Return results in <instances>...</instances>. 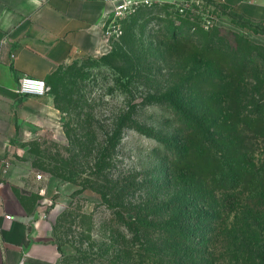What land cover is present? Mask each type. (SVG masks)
Returning <instances> with one entry per match:
<instances>
[{"label":"trees","instance_id":"1","mask_svg":"<svg viewBox=\"0 0 264 264\" xmlns=\"http://www.w3.org/2000/svg\"><path fill=\"white\" fill-rule=\"evenodd\" d=\"M136 22L104 56L128 64L118 67L128 101L109 124L83 109L75 127L64 123L71 160L52 174L66 179L70 165L95 176L82 190L92 188L114 213L96 240L102 264H264V45L184 19L194 33L181 37L172 24L162 42L169 68L143 70L142 61L157 59L134 56ZM230 23L264 34L262 23ZM130 132L153 142L148 161L114 172Z\"/></svg>","mask_w":264,"mask_h":264},{"label":"rangeland","instance_id":"2","mask_svg":"<svg viewBox=\"0 0 264 264\" xmlns=\"http://www.w3.org/2000/svg\"><path fill=\"white\" fill-rule=\"evenodd\" d=\"M225 16L232 21H248L249 24L257 25L256 22L236 15L225 5L211 6L205 0H150L149 3H140L133 10L115 17L112 32L106 35L110 44H113L136 17L134 31L137 45L134 56L149 57L150 61L155 60V56L157 59L156 64L148 66L142 61L140 68L143 70L169 68L162 61V42L164 37L173 35L174 32H171L170 28L172 24L175 33L181 37L194 33V28L181 26L184 19L193 21L196 29L198 23L210 30L218 26L260 43L249 29L221 19ZM222 33L231 36L234 42L232 35L225 31ZM196 38L203 40L199 34H196ZM105 55L78 58L62 66L46 80L48 93L63 107L62 126L67 123L75 127L80 109H83V112L92 111L101 123L109 124L114 113L128 101L126 89L130 85L127 78L119 81L121 70L118 67L129 66L123 63L122 57L107 59ZM82 105L86 106L82 108ZM153 145L145 136L134 132L126 133L122 148L115 153L113 171L127 173L128 170L141 169L147 159L146 149ZM62 159L68 160L67 162L71 160L69 142L67 138L62 141L52 129L41 130L36 138L15 143L5 158L7 166L14 164L24 172L27 179L35 178L37 181H31L30 197L53 223L62 253L57 264H102V258L97 254L96 240L100 241L106 236V229H109L114 217L113 210L102 202L100 195L92 188L82 190L81 183L85 179L95 177L90 174L88 166L85 165V171L82 173L68 165V168L63 170L66 179L52 174L62 166ZM87 161L92 167L95 164L94 155ZM41 188L45 190L42 195ZM91 250L96 253L89 255Z\"/></svg>","mask_w":264,"mask_h":264},{"label":"crops","instance_id":"3","mask_svg":"<svg viewBox=\"0 0 264 264\" xmlns=\"http://www.w3.org/2000/svg\"><path fill=\"white\" fill-rule=\"evenodd\" d=\"M205 1L264 25V0ZM114 8L110 0H0V264H57L61 256L52 221L31 201L37 181L5 158L41 130L65 141L62 112L49 93H21L19 80L46 81L78 58L110 52L105 29ZM254 38L264 45V34Z\"/></svg>","mask_w":264,"mask_h":264},{"label":"built area","instance_id":"4","mask_svg":"<svg viewBox=\"0 0 264 264\" xmlns=\"http://www.w3.org/2000/svg\"><path fill=\"white\" fill-rule=\"evenodd\" d=\"M114 5V13L111 19L109 20L107 27L105 29L106 34H111L112 24L116 20L115 17L121 16L127 11L133 10L140 3L146 2L149 3V0H110ZM186 2L188 0H182ZM199 1V0H198ZM183 10V8H181ZM19 91L23 94H35V95H45L49 91V86L45 80L23 76L19 80ZM10 216V215H9Z\"/></svg>","mask_w":264,"mask_h":264}]
</instances>
